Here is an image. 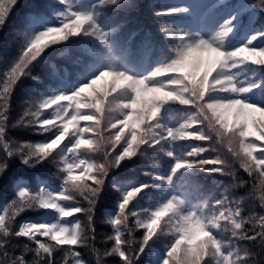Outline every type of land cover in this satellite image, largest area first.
Wrapping results in <instances>:
<instances>
[{
    "label": "snow or ice",
    "instance_id": "1",
    "mask_svg": "<svg viewBox=\"0 0 264 264\" xmlns=\"http://www.w3.org/2000/svg\"><path fill=\"white\" fill-rule=\"evenodd\" d=\"M218 2L227 4L229 0ZM98 3L116 4L117 0H98ZM16 4L17 0H0V26L5 24ZM252 8L258 14H264V0H251L238 11L243 15ZM154 11L159 18L185 9L179 7ZM236 18L237 13L234 12L211 37L197 34V38L185 43L177 51L176 57L169 64L147 76L133 77L124 71L100 68L87 83L71 93H61L44 100L31 112V117L39 130L52 131L53 135L51 139L37 143L28 154L21 152L20 148L10 147V142L3 140L5 117L0 113V142L3 143L5 152V157L0 159V176L6 173L9 158L15 155L22 164L32 167L53 153L65 137L73 141L69 152L87 149L100 156L98 163L84 160L69 162L65 159V184L60 192L51 193L41 189L30 194L26 188L19 190L20 201L13 206V216L26 207L37 205L56 210L60 217L83 213L85 221H77L71 227L56 223L22 225L15 235L31 238L36 255L32 260H26L20 255L10 260L9 264H39L41 253L48 254V264H52V252L57 248L67 249L66 264L69 256L71 264H86L74 248L60 247L72 245L87 247L96 264H105V258L113 255L119 256L121 264H137L145 248L149 246V241L158 234L156 225L165 214L167 218L163 225L168 226L172 238L166 245L160 264H212L210 257H220L223 264H256L254 259L248 258L256 255V249L264 250V106L240 98H215L217 92L234 89L231 68L252 59V55L244 56V53H259L264 56V46H251L252 40L264 36V31L253 34L239 47L222 50L218 42L223 41L231 32L228 25ZM161 31L166 37L173 34L168 27H161ZM57 33L61 34L59 38L62 40L79 33L95 37L102 45L107 43V34L95 24L91 12H69L62 22L43 28L29 40L19 60L5 74L0 99L7 100L12 87L25 74L28 65L44 52L47 43L42 41L55 37ZM51 42L54 43L55 40ZM204 53H215V56L206 59ZM239 57L243 59H237ZM254 63L264 66V59ZM104 77H109L110 80L98 91L96 82ZM117 88H121L119 94L109 98V91L116 92ZM85 89H91L87 96H83ZM246 90L241 88L239 91L243 93ZM149 92L163 94L148 98L146 93ZM81 100L84 102H80ZM62 101L68 103H60ZM71 101H77L75 107ZM113 101H119L115 108ZM167 102L189 106V119L176 128H164L154 123L161 106ZM47 109H52V113L49 117H43V111ZM81 109H86L87 112ZM117 110L119 117H113L111 113ZM254 113L260 115L257 117ZM229 115L232 116L231 123ZM80 121L91 123L78 127ZM69 125L74 129L71 133L68 131ZM140 125H143L142 129ZM86 135L87 139H84ZM249 136H255L256 139L246 140ZM167 138H192L205 142L182 158H177L172 173L181 168H201L226 175L232 178L229 189L242 188L245 189L244 194L237 199L221 197L211 205L205 202L199 208L183 211L181 206L184 202L173 195L150 213H144L140 217L129 208V201L148 187L145 184L138 185L122 193L118 203L119 211L111 219V224L115 227L114 235L109 237L113 240L112 246L97 248L94 243L95 229L92 227L93 209L104 190L110 170L118 167L121 161L136 155L142 146H156ZM233 144H238V147H233ZM208 150L217 152V156L212 159L198 158ZM168 155L171 156L172 153ZM67 200H75L77 206L62 207L60 201ZM204 208H210L208 216L203 214ZM129 217L137 218L130 220ZM0 233H9L4 215H0ZM226 233L229 234L227 239L224 238ZM222 250H229L228 255H223Z\"/></svg>",
    "mask_w": 264,
    "mask_h": 264
},
{
    "label": "trees",
    "instance_id": "2",
    "mask_svg": "<svg viewBox=\"0 0 264 264\" xmlns=\"http://www.w3.org/2000/svg\"><path fill=\"white\" fill-rule=\"evenodd\" d=\"M250 2L251 0H229L227 4H220L218 0H117L116 4L100 5L98 0H17L11 15L4 25L0 26V91L5 74L19 60L29 40L43 28L62 22L64 16L71 11L91 12L95 24L107 34V43L102 45L95 37L79 33L66 40L60 39L59 33L55 37L45 38L42 43H47V47L41 54L48 53L46 62L36 65L32 61L25 69V74L15 82L7 100L0 99V113L5 117L3 140L9 141L10 147L20 148L21 152L28 154L34 150L37 143L49 140L53 135L52 131L39 130L31 117V112L35 111L44 100L61 93H71L87 83L100 68L124 71L133 77L147 76L169 64L176 57L177 51L185 43L197 38V34L211 37L221 29L224 21L234 12L237 13V18L228 25L232 29L231 32L218 43L222 50H232L245 44L253 34L264 31V14H258L255 8L243 15L238 11L241 6ZM179 7H183L185 11L159 18L154 11ZM214 13L220 14L221 19L212 21L207 26L205 21L212 19ZM161 27H168L173 33L172 36L166 37ZM204 27L210 30L206 31ZM53 39L54 43L51 42ZM251 46H264V36L252 40ZM248 55H252V59L245 60L244 64H237L230 70L234 89L217 92L215 98H240L264 106V66L254 63L256 60L264 59V56L259 53L255 55L244 53V56ZM204 56L206 59L212 58L215 53H204ZM109 80V77H104L96 82L95 87L99 91ZM241 88L247 90L241 93L239 91ZM120 91L121 88H117L116 92L109 91V98L117 96ZM90 92L91 89H85L83 96H87ZM162 94L149 92L146 93V97ZM76 102L71 101L73 107ZM60 103H68V101ZM118 104L119 101H113L114 108ZM81 111L87 112L86 109ZM51 113L52 109L44 110L43 117H49ZM111 115L119 117L120 113L117 110ZM190 115L189 106L167 102L161 106L154 123L164 128H176L189 119ZM253 115L258 117L260 114ZM228 120L231 123V115ZM87 123L91 122L80 121L77 126L84 127ZM140 128L142 129L143 125H140ZM68 131L69 133L74 131L72 125H69ZM84 139H87V135ZM245 139L255 140L256 137L249 136ZM71 142V138L65 137L53 153L32 167L22 164L15 155L8 159L6 173L0 176V215L6 217V224L9 227L8 235L0 233V264H9L10 260L20 255L26 260L35 257L34 241L26 236L15 235L22 221L32 219L34 224L56 223L69 227L77 221L81 223L85 221L83 213H73L68 217L59 215L58 220L55 216L57 211L54 209H51L50 214L37 218L44 212V208L37 205L26 207L14 216L11 214L13 206L20 201L18 193L21 188H26L30 194L39 192L41 186L51 193L62 190L64 185L58 188L50 187V184L57 183L63 176L64 171L58 160L62 147ZM204 143L192 138L177 140L167 138L156 146H142L136 155L121 161L118 167L111 169L104 190L93 209L92 227L95 229L96 247L105 249L112 246L113 240L109 237L114 235L115 227L111 224V219L119 211L118 203L122 193L138 185L145 184L148 187L129 201V208L140 217H143L144 213H150L173 195L184 202L181 206L182 211L199 208L205 202L211 205L214 200L221 197L237 199L243 195L245 189H229L232 178L226 175L208 172L201 168H181L172 173L177 158H182L194 147ZM232 146L238 147V144ZM80 151L93 162L100 161L98 153L87 149ZM224 151L226 152V149ZM216 156L217 152L208 150L198 158L212 159ZM4 157L3 143L0 142V159ZM60 204L65 208L77 206L75 200L60 201ZM244 211L247 212V205ZM203 214L208 216L210 208H204ZM136 218L129 217L130 220ZM166 218L167 214L161 217L159 224L156 225L158 234L149 241V246L145 248L137 264H160L165 255L166 245L172 238L168 226L163 225ZM228 235L226 233L224 238L227 239ZM41 239L49 238L41 237ZM60 247H72L74 251L80 253V258L86 261V264H96L93 254L85 246ZM255 251L256 255L248 259H254L256 264H264V250ZM222 252L223 255H228L229 250ZM67 254L66 248H57L52 252V264H66ZM41 256L39 264H48V254L41 253ZM210 260L212 264H223L220 257H210ZM67 264H71L70 256ZM105 264H121L120 258L116 255L106 257Z\"/></svg>",
    "mask_w": 264,
    "mask_h": 264
},
{
    "label": "bare ground",
    "instance_id": "3",
    "mask_svg": "<svg viewBox=\"0 0 264 264\" xmlns=\"http://www.w3.org/2000/svg\"><path fill=\"white\" fill-rule=\"evenodd\" d=\"M66 153V156L69 158L68 160L71 162V161H79V160H83L78 154L76 151H73V152H69L68 149H66L65 151ZM66 157V158H67Z\"/></svg>",
    "mask_w": 264,
    "mask_h": 264
},
{
    "label": "rangeland",
    "instance_id": "4",
    "mask_svg": "<svg viewBox=\"0 0 264 264\" xmlns=\"http://www.w3.org/2000/svg\"><path fill=\"white\" fill-rule=\"evenodd\" d=\"M69 149V148H68ZM66 151V150H65ZM63 156L65 157L66 160H68L69 158L66 156V153H63ZM67 157V158H66ZM69 161V160H68ZM70 162V161H69ZM29 223H24L23 225H27Z\"/></svg>",
    "mask_w": 264,
    "mask_h": 264
},
{
    "label": "water",
    "instance_id": "5",
    "mask_svg": "<svg viewBox=\"0 0 264 264\" xmlns=\"http://www.w3.org/2000/svg\"><path fill=\"white\" fill-rule=\"evenodd\" d=\"M43 59H44V56L39 57V58L36 60V62L42 61Z\"/></svg>",
    "mask_w": 264,
    "mask_h": 264
}]
</instances>
